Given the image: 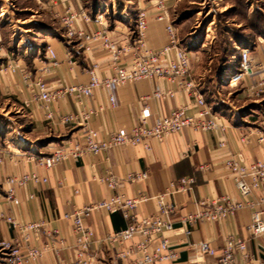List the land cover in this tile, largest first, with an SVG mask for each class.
<instances>
[{"label": "crops", "instance_id": "1", "mask_svg": "<svg viewBox=\"0 0 264 264\" xmlns=\"http://www.w3.org/2000/svg\"><path fill=\"white\" fill-rule=\"evenodd\" d=\"M42 10L53 19L68 10L75 13L85 11L89 20L80 17L76 29L82 30L93 38L107 34L119 47L133 48L138 38L137 17L140 9L148 13L150 26L147 32L148 46L159 50L169 45L170 38L166 30L167 22H159L155 8L149 0H141L136 14L119 11V16L111 17L107 12L89 8L83 0H38ZM179 0H167L171 21L176 28L179 47L186 49L179 40L178 28L172 13ZM100 17L101 20L99 19ZM41 25V24H40ZM44 29L49 26L41 25ZM61 34L46 35L36 49L29 46H14L0 68L17 63V73L0 71V94L5 97V106L0 113L21 117L4 123L0 121V214L10 215L21 224L43 222L40 234L35 235L31 244L45 247L51 243L50 234L56 232L55 238L62 242L59 249L45 251L33 264H60L63 261H75L77 249L73 224L65 220V214H71L86 206L109 199L114 195L154 196L164 192L172 182L182 178H193L194 184L188 191H181L171 196L168 201L175 207L172 215L174 231L165 234L175 251L176 261L163 264H219L217 258L201 255L198 244L206 241L219 251L226 245L227 238L233 236L246 242L245 254H236L234 264H264V239L254 238L249 231L252 211L244 208L234 216L218 223L203 222L198 225L185 223L187 216L197 212L198 203L205 199H218L229 196L240 201L242 198L236 190L233 180L225 167L229 152L240 156V161L247 165L258 161L264 162V144L258 142L256 129L262 128L264 121V94L249 97L243 86L234 90L237 102L243 104L234 115L223 109H215L211 103L216 120L226 126L225 131L196 132L186 129L174 134L163 142L152 141L151 151L143 146H124L111 148L101 154H89L81 159L70 158L58 163L52 169L41 168L36 159L51 155L58 149L81 140L88 129L95 130L100 138L108 139L120 129L130 130L133 125L141 124L142 110L148 107L151 117L149 126L156 118L168 117L177 108H186V114L193 116L198 112L194 99L184 92L174 98L165 100H145L141 97L149 93L153 84L141 82L123 86L117 90L96 89L91 96L68 95L64 99L45 104L38 98L36 79L40 76L50 85L70 87L88 83L90 70L104 79L115 74L116 68H125L132 55L113 61L111 55L103 48L101 36L94 40L80 42ZM263 40V39H262ZM89 50H86V48ZM52 49L56 61L48 52ZM240 55V54H239ZM253 63L259 66L252 82L264 79V40L252 52ZM28 76V78H25ZM250 83V80L246 81ZM162 88L168 87L161 83ZM115 95L117 106L110 103V96ZM254 114L246 113L248 108ZM53 113V120L47 115ZM69 113H92L86 125L62 124L58 115ZM1 118V117H0ZM4 119V118H3ZM245 120V122L243 121ZM220 141H225L228 148L220 149ZM204 167L205 169H201ZM37 172L47 178V183L29 182L26 187L16 189V201L8 199L9 178L25 176ZM134 172H147L149 177L144 182L122 183L115 190L108 184V178L124 180ZM263 193L256 191L249 199L260 198ZM156 204L149 203V208L139 207L137 215L155 212ZM87 227L94 232V248L91 252L93 264H137L139 253L119 260L117 249L108 242V236L125 230L129 221L122 214H111L106 210H95L87 220ZM190 232V235L187 233ZM18 234L0 218V242H15ZM141 241L136 237L130 245ZM155 239L152 247L159 244ZM0 264H4L0 255Z\"/></svg>", "mask_w": 264, "mask_h": 264}, {"label": "built area", "instance_id": "2", "mask_svg": "<svg viewBox=\"0 0 264 264\" xmlns=\"http://www.w3.org/2000/svg\"><path fill=\"white\" fill-rule=\"evenodd\" d=\"M54 1V0H50ZM151 6L155 8L157 20L166 21V30L169 34L170 42L166 47L153 50L148 46L147 32L150 26L148 13L145 9H140L137 17L138 38L133 48L119 47L112 41L107 34L98 35L102 37L103 48L111 55L113 61L132 55L128 66L125 68H116L115 74L110 77L100 79L95 69L90 70V79L88 83L77 86L62 87L48 85L43 77L35 81L38 88V98L45 104L64 99L68 95L91 96L94 90H117L123 86L141 82L153 84L149 93L141 97L145 100H165L174 98L180 92L188 93L198 106V112L193 116L186 114V108L175 109L168 117H158L154 125L147 124L151 117V111L148 107L141 113V124H135L130 130L120 129L111 134L108 139L100 138L99 134L92 129H88L81 140L56 150L51 155L41 156L36 159L37 165L41 168L52 169L58 163L67 159H81L89 154H101L111 148H120L124 146H143L147 151H151L152 141L163 142L170 136L191 129L196 132L225 131L226 126L217 122L212 108L208 105L205 95L198 88L194 75L192 56L189 52L179 47L176 37V28L171 21L167 0H149ZM80 17L89 20L85 11L75 13L67 11L61 16H56L64 29L65 37L68 39H77L80 42L94 40L98 36L91 38L82 30L76 29L77 21ZM102 17L99 19L101 20ZM263 41V40H261ZM3 32L0 27V56L3 50ZM86 50H89L87 47ZM51 58L56 61L55 52L49 48ZM252 52L250 48L241 49L239 64L236 71L230 77L228 85L230 88L243 86L249 97H258L264 94V79L252 82L255 71L259 66L253 63ZM20 66L16 63L8 64L2 68V71L17 73ZM28 78V76H25ZM247 80H250V83ZM161 83L168 87L162 88ZM232 85H235L233 87ZM110 103L113 107L117 106L115 95L110 96ZM92 113L66 114L58 115L62 124L65 125H86L90 120ZM53 113L47 115L49 120H53ZM258 142L264 144V121L261 129H256ZM220 149H227V143L220 141ZM240 156L229 152L225 159V167L229 172L236 190L241 196V200H234L229 196H222L218 199H205L198 203L197 212L189 215L185 223L198 225L203 222L218 223L234 216L244 208L252 211L251 224L249 231L254 238L264 239V162L247 165L240 161ZM201 169H205L202 167ZM147 172H134L129 174L124 180H116L113 177L108 178L109 187L115 190L122 183L131 184L144 182L148 179ZM47 178L37 172L9 178L8 199L16 201V189L26 187L29 182L35 184L47 183ZM194 184L193 178H182L177 182H172L170 186L160 194L154 196L138 195L129 197L127 195H114L107 200L96 204L86 206L71 214H65L63 218L73 224L75 234V247L77 249V259L75 261H63L60 264H93L91 252L93 251L95 241L94 232L87 227V220L95 210H106L111 214L120 213L129 221L125 230L110 234L108 236L109 244L117 249L116 257L119 260L127 259L129 256L139 253L140 258L137 264H163L168 261H176L178 253L175 251L169 240L165 237L166 233L174 231L172 215L175 207L169 203L168 199L178 192L188 191ZM256 191L263 193L260 198L249 199ZM156 204L155 212L137 215L139 207L149 208V203ZM11 228L18 234L15 242H0V255L4 264H33L41 255L50 249H59L63 244L55 238L56 232L49 235L51 243L45 247H37L31 244L35 235L41 233L44 227L43 222L21 224L13 216L0 214ZM190 235V232L187 233ZM139 237L141 241L138 244L130 243ZM160 238L159 244L152 247L155 239ZM198 250L201 255H209L217 258L219 264H234L235 255L245 254L246 242L242 239H236L233 236L227 238L226 245L222 251L211 246L209 242L203 241L198 244Z\"/></svg>", "mask_w": 264, "mask_h": 264}, {"label": "rangeland", "instance_id": "3", "mask_svg": "<svg viewBox=\"0 0 264 264\" xmlns=\"http://www.w3.org/2000/svg\"><path fill=\"white\" fill-rule=\"evenodd\" d=\"M140 1L83 0L87 7L111 17L119 16V11L136 14ZM172 17L180 43L193 53L198 88L215 109L234 115L243 103L237 102L228 82L239 64L241 49L254 50L264 40V0H179ZM0 27L4 47L0 66L14 46L36 49L51 30L62 32L60 22L50 19L38 0H0ZM2 70L1 67L0 71L5 72ZM4 104L5 97L0 94V109ZM257 108H248L246 113L254 114L252 109ZM3 114L6 113H0L3 123L9 118L21 120L20 115Z\"/></svg>", "mask_w": 264, "mask_h": 264}, {"label": "bare ground", "instance_id": "4", "mask_svg": "<svg viewBox=\"0 0 264 264\" xmlns=\"http://www.w3.org/2000/svg\"><path fill=\"white\" fill-rule=\"evenodd\" d=\"M233 87H235V85H232Z\"/></svg>", "mask_w": 264, "mask_h": 264}]
</instances>
